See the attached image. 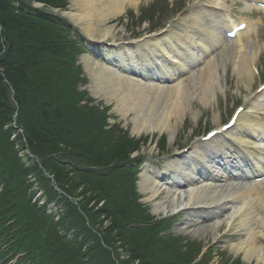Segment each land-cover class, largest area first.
<instances>
[{"label": "trees", "instance_id": "1", "mask_svg": "<svg viewBox=\"0 0 264 264\" xmlns=\"http://www.w3.org/2000/svg\"><path fill=\"white\" fill-rule=\"evenodd\" d=\"M33 1L67 6V0H0V182L8 189L0 193L2 236L19 228L15 248L42 264H194L199 249L160 237L162 228L137 201L134 174L119 168L142 142L119 126L108 129L99 108L81 105L92 100L78 91L77 48L47 14H30ZM14 124L24 130L16 144L34 156L29 167L12 142ZM31 176L65 206L62 222L48 231L49 217L31 202ZM59 228L83 241L68 243Z\"/></svg>", "mask_w": 264, "mask_h": 264}, {"label": "bare ground", "instance_id": "2", "mask_svg": "<svg viewBox=\"0 0 264 264\" xmlns=\"http://www.w3.org/2000/svg\"><path fill=\"white\" fill-rule=\"evenodd\" d=\"M206 1L219 9L228 8L227 0ZM132 3L136 1L73 0L72 10L66 16L87 37L103 42L116 39L115 28L108 24L125 15L126 7ZM206 7L194 6L188 17L180 19L186 27L185 34L172 29L167 35L151 37L137 47L118 46L110 50L104 66L85 59L86 71L96 90L116 102L120 116L133 117L134 135L167 133L175 141L178 124L191 106L194 92L200 90L204 105L217 101V91L222 90L220 69L225 67L226 60L235 66L242 81L248 79L253 84L254 74L239 53L246 47L253 28H247L218 57L207 59L222 41L221 30L212 25L228 16ZM206 24L210 26L204 27ZM220 24L230 27L229 23ZM1 29L0 25V32ZM251 54L257 60L254 44ZM148 70L153 74L149 75ZM258 109L264 111V94L257 101L248 102V110L240 115L229 134L230 141L216 138L209 143L198 142L187 156L177 155L167 161L163 172L151 175L150 167H146L140 175V186L148 194L155 213H167L169 209L185 213L186 231L194 236L216 235L223 219L228 217L226 223L232 232L245 230V240L241 239L232 251L244 253L249 263L264 264V182L252 188L230 173L231 169L236 173L245 169L253 175L250 166L255 164L256 171L264 176V156L253 158L251 153L258 150L249 147L257 142L264 148V122L258 118ZM255 188L260 194L253 192Z\"/></svg>", "mask_w": 264, "mask_h": 264}, {"label": "rangeland", "instance_id": "3", "mask_svg": "<svg viewBox=\"0 0 264 264\" xmlns=\"http://www.w3.org/2000/svg\"><path fill=\"white\" fill-rule=\"evenodd\" d=\"M72 1H70V5L67 9V11H71ZM133 0H129L131 2ZM136 3L129 4L126 8V14L121 16L120 18L114 19L110 21V24H108L111 27H114L115 32L117 33L116 39H107L109 42H122L123 40H129L132 38H135L137 40H143L145 39V36L148 34H156L165 26L166 23L171 22L173 24V29L178 34H185L186 27L183 25L182 21L175 20L174 17L178 13V11L186 7L187 5L191 6L194 0H134ZM158 2V4H157ZM155 8V11L152 13H149L150 8ZM241 12V10H239ZM73 12H76L75 10ZM243 13V12H241ZM151 14V16H149ZM144 15V16H141ZM190 15V11L187 9L182 17L186 18ZM77 29H79L77 27ZM159 29V31H157ZM79 31L83 34L81 28ZM161 32V31H160ZM85 36V35H84ZM251 39L253 40L255 44L256 52L258 53V59L257 63L259 66L264 65V26L258 30V32L254 33L251 36ZM107 51V52H106ZM104 51L99 50L98 52L106 54V56H109V50ZM232 53V52H230ZM97 55V54H96ZM94 58L93 56H91ZM87 57H84L83 59H80V64L84 67V72L86 77L89 79V83L86 87L88 92L90 93V97H92L94 100L97 101L96 105L100 106V104H103L105 107L113 108V111H116V102L111 101L109 99V96L105 92H100L96 90L95 84L92 81L90 74L86 71V65H85V59ZM229 58V55L227 56ZM95 59V58H94ZM100 61H102L103 58H99ZM221 58H219V63L221 65ZM96 60V59H95ZM97 61V60H96ZM101 65H103L102 62H100ZM225 67L221 66L220 74H221V84L224 89H226V95L228 96V100H230V104L237 105L238 103L244 101L246 103L250 90L254 88V85L250 88V83L247 79H244L243 81L239 77L238 73L236 72L235 66L229 61L226 60L224 62ZM263 75H264V66L262 67ZM190 85H192L190 83ZM250 88V90H248ZM201 92L198 90V92H194L191 106L186 110V115L183 118V121H187V126L184 130V124L183 122L178 124L177 128V138L175 141H172L170 135L167 133H155L154 135H151L150 137L158 136L159 138L165 134L167 136L168 141V152H176L177 150L183 148L188 144V142L192 139L193 136L197 135L199 130L195 131L193 133V129L197 128V126L200 125L201 120L203 118L207 119L209 121L210 125L213 126H219L222 119H224V115L222 114V91H217V101L212 103L211 105H204L203 102L200 100ZM230 107V106H229ZM235 107V106H234ZM97 109L99 107H96ZM233 106L230 107V112H232ZM115 120L113 123H121L123 130L126 132V130L130 133V137H133L135 139L143 138L146 136H149L147 134H144L142 136H136L133 133V117L124 118L120 116L117 112L114 113ZM264 118V116H261ZM145 155L149 157L148 164L151 165L154 169V172H162L163 168L165 166L164 161L167 159L162 158L159 159V157L162 155H159V150L156 145L149 144L147 147L144 148ZM17 154L23 155L19 149L16 151ZM141 190V189H140ZM142 194V193H141ZM144 194V193H143ZM145 197H147V194H144ZM152 206V203H151ZM173 212V209H169L167 213ZM152 213L155 216H162L166 213L164 212H154V208L152 206ZM228 217L224 218L222 221V225L219 228V232L214 234H207L206 236H194L193 234H183L184 236H187L191 238L192 240L199 241L200 245L199 247H204L207 245H212L213 248H215L216 251L219 252H225L227 253L228 257L233 256L234 258H241L243 264H256V262H247L243 254H236L232 251V248L236 246L241 239V237L244 236L245 230H237L233 232H229L230 228L228 227V224L226 223V219ZM186 219V215L182 214L180 218V222H184ZM181 232V230H180ZM229 232V233H228ZM232 235V236H231ZM264 241V240H263ZM218 262V257H215L213 260V264Z\"/></svg>", "mask_w": 264, "mask_h": 264}]
</instances>
